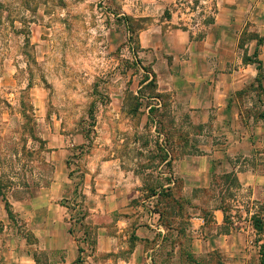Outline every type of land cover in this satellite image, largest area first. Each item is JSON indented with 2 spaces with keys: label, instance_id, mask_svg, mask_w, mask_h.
<instances>
[{
  "label": "rangeland",
  "instance_id": "obj_1",
  "mask_svg": "<svg viewBox=\"0 0 264 264\" xmlns=\"http://www.w3.org/2000/svg\"><path fill=\"white\" fill-rule=\"evenodd\" d=\"M186 1V7L197 10L201 0ZM251 3L264 6V0ZM215 5L211 2L208 7ZM125 6L126 0H0L2 194L10 200L28 201L43 181L52 178L46 186L50 187L63 179L73 193L59 203L71 211L66 220L75 236L80 235L77 225L81 224L82 231L93 237L86 221L88 205L99 199V190L106 183L109 188L120 186L128 207L137 198L159 194L154 208L160 210L167 203L168 214L176 213L179 206L174 204V190L162 189L174 176H162L161 171H172L175 160L212 156L218 139L248 135L253 141L244 151L223 159L220 170L228 172L239 166L264 173V120L260 119L264 114V68L257 76L262 86L257 78L248 80L233 96L240 112L238 124L216 125L214 107L203 113L191 107L188 96H177L185 89L184 83H173L169 73L178 72L181 63L178 69L172 58H151L152 52L141 48L140 36L147 37L153 17L128 15ZM209 18L195 16L193 20L201 23ZM255 26L249 21L241 32V53L253 50L254 38L264 37V24L261 31ZM262 47L259 55L264 61V44ZM9 71L15 72L13 80L3 78ZM171 84L175 90H169ZM244 154H248L245 159ZM200 160L197 166H207V159ZM217 172L210 189L188 190L182 200L188 207L193 199L221 202L229 212L239 201L244 207L238 210L247 211L246 220L253 227L252 240L264 254L263 195L257 201L249 190L241 188L233 173ZM176 187L179 191L182 183ZM0 204L5 205L1 196ZM13 210L7 225L0 221L4 230L1 251L7 247L4 236L8 234L6 239L16 242L20 257L21 242H28L24 252L30 264L65 262L63 253L40 250L21 215ZM181 213L190 216L196 211L181 206ZM242 214L238 216L242 218ZM83 238H79L80 252L84 251ZM85 255H80L76 264L82 263ZM1 256L3 262L6 258L11 261L10 250Z\"/></svg>",
  "mask_w": 264,
  "mask_h": 264
},
{
  "label": "crops",
  "instance_id": "obj_2",
  "mask_svg": "<svg viewBox=\"0 0 264 264\" xmlns=\"http://www.w3.org/2000/svg\"><path fill=\"white\" fill-rule=\"evenodd\" d=\"M126 1L128 15L153 17L147 37L140 36L141 48L149 49L151 58H162L163 61L172 58L178 69L181 63L177 73H169L173 83H184L185 89L178 91L177 96H188L191 107L202 109L203 113L207 107H214L216 125L229 127L231 123L238 124L240 112L233 96L245 88L246 81L258 76L256 65L246 64L243 60L245 53L248 56L255 53L257 41L251 44L253 50L250 48L241 53L240 35L249 21L257 24L255 29L263 30V4L253 6L251 0L241 3L235 0H201L197 10H191L186 7V0ZM211 2L216 3L215 8L208 7ZM207 15H210L208 21L194 23L195 16L205 18ZM262 48L260 46L259 51ZM258 57L263 61V57ZM14 75V71H9L3 78L13 80ZM160 79L162 83V76ZM195 81L198 82L196 85L193 84ZM171 85L169 90H175L174 84ZM217 142L219 144L212 156L175 160L170 168L172 171H161L162 176H174L169 183L162 184L163 190H174V204L179 206V210L173 215L168 214L171 209L165 202L162 209L154 208L159 194L147 199L137 198L128 207L122 199L120 186L109 188V183H106L99 190V199L90 201L88 205L90 213L86 221L90 231L94 232L93 237L90 232L82 231L81 224L77 225L81 229L78 230L80 235L75 236L68 229L66 220L71 211L59 203L60 200H68L73 193L72 187L63 179L55 180L50 187L40 188L28 201L7 200L11 210L21 215L25 228L39 242L40 250L65 254V262L61 264H76L83 254H87L86 258L79 264H260V247L252 240L253 227L246 220L248 213L238 210L244 207L242 203L237 201L229 212L221 202L215 204L193 199L191 207H188L181 198L182 195L187 197L188 190L210 189L213 174L217 171L223 175L233 173L241 188L249 190L257 201L262 200V195L264 197V173L252 167L241 169L239 166L228 172L220 170L225 164L223 159L227 160L241 149L244 151L246 145L252 146L250 137L245 135L235 139L227 136ZM244 155L243 159L248 156ZM200 159H207V166H197ZM181 183L182 189L178 191L176 186ZM181 206L196 213L190 216L184 213L182 216ZM0 213V221L7 225L8 213L4 204H0ZM239 213H243L242 218ZM3 231L1 224L0 234ZM81 235L84 236L82 252L78 246ZM7 236H4L7 241L4 251L10 250L11 261L6 258V263L3 262L1 254L4 251L0 249V264H30L31 259L24 252L28 242L25 239L21 242L23 256L20 257L16 252V242L6 239Z\"/></svg>",
  "mask_w": 264,
  "mask_h": 264
},
{
  "label": "trees",
  "instance_id": "obj_3",
  "mask_svg": "<svg viewBox=\"0 0 264 264\" xmlns=\"http://www.w3.org/2000/svg\"><path fill=\"white\" fill-rule=\"evenodd\" d=\"M125 18L128 19L127 16H125ZM254 39L257 41V48H256L255 53L253 55H251V56H248V54L245 53V57H244L243 60H244V63H246V64H254V65H256L257 70H258V76H260V73L263 71V68H264V63H263V61L261 59L258 58V56H259V48H260V46H262L264 44V37H258V38H254ZM257 82L259 83V86H262V82L259 80L258 77H257ZM260 119L264 120V114H260ZM43 142H45V141H43ZM2 180H3V176L0 177V196L2 197V199L5 202V207H6V211L8 213L9 218H12L13 212L11 210L10 203L8 202V200L5 197V195L2 194L3 190H4V187H5L4 183L2 182ZM51 180H52V178L50 179V182H51ZM236 181H237V183H239L237 177H236ZM50 182L45 180V181H43L42 184H40L39 187L40 188L46 187V186H48L50 184ZM257 227H259V225H257ZM261 230L262 229L260 227H259V229H257L258 232H260ZM260 255H261L260 264H264V254L262 253V248L260 250Z\"/></svg>",
  "mask_w": 264,
  "mask_h": 264
}]
</instances>
